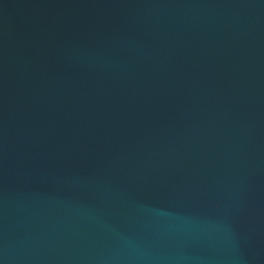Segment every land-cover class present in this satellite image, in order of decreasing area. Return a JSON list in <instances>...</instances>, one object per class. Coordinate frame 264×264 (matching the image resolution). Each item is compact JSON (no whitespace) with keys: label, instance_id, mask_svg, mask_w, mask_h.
<instances>
[{"label":"water","instance_id":"obj_1","mask_svg":"<svg viewBox=\"0 0 264 264\" xmlns=\"http://www.w3.org/2000/svg\"><path fill=\"white\" fill-rule=\"evenodd\" d=\"M0 264H264V0H0Z\"/></svg>","mask_w":264,"mask_h":264}]
</instances>
